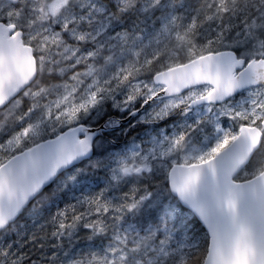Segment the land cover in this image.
I'll return each instance as SVG.
<instances>
[{"label":"snow or ice","instance_id":"obj_1","mask_svg":"<svg viewBox=\"0 0 264 264\" xmlns=\"http://www.w3.org/2000/svg\"><path fill=\"white\" fill-rule=\"evenodd\" d=\"M0 264H264V0H0Z\"/></svg>","mask_w":264,"mask_h":264},{"label":"rangeland","instance_id":"obj_2","mask_svg":"<svg viewBox=\"0 0 264 264\" xmlns=\"http://www.w3.org/2000/svg\"><path fill=\"white\" fill-rule=\"evenodd\" d=\"M138 130H140V129L138 128ZM138 130H137V131H138ZM135 134H136L135 132L132 133V135H135ZM130 138H131V137H129V139H130ZM67 200H68V197H63V199H62L61 201L58 202V203H59V206H60V207H63V203H64L65 201H67ZM49 211H50V212H55V211H56V204H53L52 207H51L48 211H45V212H44V216H45V217L49 214ZM28 223L31 224V221H28ZM40 223H43V220H41ZM34 231H37V232L39 231V230H38V226H37L36 229H34ZM39 234H40V235H43V233H42V234L39 233ZM81 235H83V233H82ZM85 246H86V243H85V242H81V247H85ZM37 247H38V246H37ZM50 251H51V249H50V244H49V245H47V246L45 247L44 252H45V253H50ZM35 255L39 257V256H42L43 253H41V252H39V251H36V252H35Z\"/></svg>","mask_w":264,"mask_h":264},{"label":"trees","instance_id":"obj_3","mask_svg":"<svg viewBox=\"0 0 264 264\" xmlns=\"http://www.w3.org/2000/svg\"><path fill=\"white\" fill-rule=\"evenodd\" d=\"M112 114H114V111H113ZM191 234H192L193 236H195L196 238H199V236L202 235V231L200 230L199 225H196V226L193 228V231H192Z\"/></svg>","mask_w":264,"mask_h":264},{"label":"flooded vegetation","instance_id":"obj_4","mask_svg":"<svg viewBox=\"0 0 264 264\" xmlns=\"http://www.w3.org/2000/svg\"><path fill=\"white\" fill-rule=\"evenodd\" d=\"M114 116H116L117 118H119V114L118 113H115L113 114Z\"/></svg>","mask_w":264,"mask_h":264},{"label":"bare ground","instance_id":"obj_5","mask_svg":"<svg viewBox=\"0 0 264 264\" xmlns=\"http://www.w3.org/2000/svg\"><path fill=\"white\" fill-rule=\"evenodd\" d=\"M138 130V129H137ZM139 131V130H138ZM42 234V233H41Z\"/></svg>","mask_w":264,"mask_h":264}]
</instances>
